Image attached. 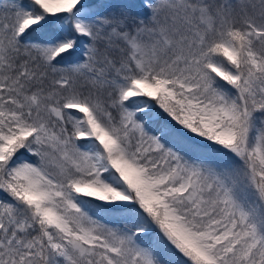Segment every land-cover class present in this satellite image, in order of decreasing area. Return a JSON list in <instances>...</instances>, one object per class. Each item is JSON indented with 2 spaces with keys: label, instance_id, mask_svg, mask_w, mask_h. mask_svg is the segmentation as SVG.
I'll return each mask as SVG.
<instances>
[{
  "label": "snow or ice",
  "instance_id": "1",
  "mask_svg": "<svg viewBox=\"0 0 264 264\" xmlns=\"http://www.w3.org/2000/svg\"><path fill=\"white\" fill-rule=\"evenodd\" d=\"M0 0V264H264V0Z\"/></svg>",
  "mask_w": 264,
  "mask_h": 264
},
{
  "label": "trees",
  "instance_id": "2",
  "mask_svg": "<svg viewBox=\"0 0 264 264\" xmlns=\"http://www.w3.org/2000/svg\"><path fill=\"white\" fill-rule=\"evenodd\" d=\"M98 2V1H97ZM97 2L95 4H97Z\"/></svg>",
  "mask_w": 264,
  "mask_h": 264
}]
</instances>
